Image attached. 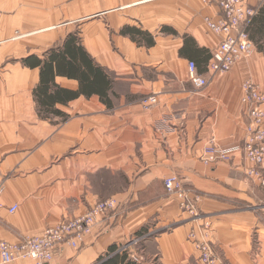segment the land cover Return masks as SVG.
I'll use <instances>...</instances> for the list:
<instances>
[{
  "label": "crops",
  "instance_id": "obj_1",
  "mask_svg": "<svg viewBox=\"0 0 264 264\" xmlns=\"http://www.w3.org/2000/svg\"><path fill=\"white\" fill-rule=\"evenodd\" d=\"M216 1L0 0V241L41 235L116 199L117 217L79 249L62 246L51 264H101L112 247L133 262L144 247L136 264H201L192 231L208 235L220 263L264 264V187L246 176L244 152L213 166L202 160L210 145L243 144L244 84L264 92V2L248 27L252 55L212 77L208 65L223 37L205 20L221 17ZM70 37L105 71L107 87L88 95L76 68L74 76L55 72L41 104V68L26 59L47 61ZM185 46L201 52L187 55ZM191 61L208 86L192 84ZM170 176L186 181L202 220L167 193ZM153 228L170 229L146 238ZM141 237L142 248L131 245Z\"/></svg>",
  "mask_w": 264,
  "mask_h": 264
},
{
  "label": "built area",
  "instance_id": "obj_2",
  "mask_svg": "<svg viewBox=\"0 0 264 264\" xmlns=\"http://www.w3.org/2000/svg\"><path fill=\"white\" fill-rule=\"evenodd\" d=\"M251 1H255L256 4H251ZM216 2L220 8L221 17L217 20L211 18L205 20L211 32L223 37L208 65V71L212 77L230 71L239 61L252 55L254 45L250 39L248 27L264 0H217ZM189 77L197 88L209 85V80L198 74L197 65L193 61L189 63ZM244 92L243 104L248 122L243 144L228 148L210 145L203 150L202 160L211 166L228 163L232 161L235 152L243 151L249 163L245 172L246 176L264 187V110L262 108L264 92L257 84L250 81L244 84ZM148 101L155 103L157 99L150 96ZM164 186L167 193L179 201L181 210L190 214L193 220L204 218L199 212V199L192 194L183 178L170 176L165 179ZM4 191V179L0 176V209L3 208ZM119 205L116 199L105 200L96 204L86 214L60 222L41 235L26 237L17 243L0 241L1 262L13 264L20 260H30L34 264H51L56 252L62 246L79 249V244L90 236L99 224L108 217L116 218ZM17 209L18 206L10 208V214H14ZM141 239L142 237L136 238L131 245L139 243ZM188 239L199 253L202 264H224L219 262L208 235H205L203 239L199 238L196 231H192ZM125 249L127 247L123 248ZM133 260L138 263L140 258L135 255Z\"/></svg>",
  "mask_w": 264,
  "mask_h": 264
},
{
  "label": "trees",
  "instance_id": "obj_3",
  "mask_svg": "<svg viewBox=\"0 0 264 264\" xmlns=\"http://www.w3.org/2000/svg\"><path fill=\"white\" fill-rule=\"evenodd\" d=\"M75 37L68 38L67 42L63 45V47L58 50L51 51L49 60L42 61L38 59L36 56H31L26 59L27 65L31 67H40L41 68V76L43 80V84L37 89L36 94L39 97V102L43 104V96L48 92V86H44L46 81H49L50 76H54L55 72L59 74H64L68 76H74L75 68L77 69V74L82 73L83 75V87L85 93L90 95L93 92H100L101 90L106 89L107 81H106V73L100 67H96L93 64V61L90 58V55L87 51L82 47L81 44L77 45L75 43ZM188 55V52H192L194 55H197L200 50L194 51L193 48L187 50V46L183 49ZM182 54V53H181ZM184 55V54H183ZM75 63L78 66H75ZM196 63V62H195ZM197 65V64H196ZM82 66V69H81ZM93 75V79H92ZM98 76V81H97ZM100 79V81H99ZM105 82V84H104ZM48 83V82H47ZM101 84L100 89L95 87ZM51 100L60 101L61 92L55 93V95H51ZM143 234L142 236H144ZM117 247H112L110 250V254L108 259L102 260L101 264H136L128 258L126 252H118Z\"/></svg>",
  "mask_w": 264,
  "mask_h": 264
},
{
  "label": "rangeland",
  "instance_id": "obj_4",
  "mask_svg": "<svg viewBox=\"0 0 264 264\" xmlns=\"http://www.w3.org/2000/svg\"><path fill=\"white\" fill-rule=\"evenodd\" d=\"M3 16H4V12H3V10H2V8H1V2H0V17H2L3 18ZM2 18H0V23H1V21H2ZM16 34V36H19V32H16L15 33ZM12 40H15V37H13L12 39H10V40H6V42L7 41H12ZM3 42H0V44H2ZM156 98L157 99V102H153V101H149V103L151 104V105H157L158 104V98L156 97V96H152V98ZM149 99V98H148ZM100 203V202H99ZM170 228H157L156 230H155V228H153L152 230H153V232H150V234L146 237V238H148V237H150V235L151 236H159V235H161V234H163V233H167L168 232V230H169ZM148 239H146L145 241H144V243L147 241ZM141 242V241H140ZM138 244V243H137ZM137 244H134L133 246L135 247V248H138L139 249V247L140 248H142V245H144V244H142L141 245V243L139 244V245H137ZM211 246H212V248H213V250H214V247H213V243L211 242ZM144 248V247H143ZM140 249V251L138 250V252H137V256H139V258H140V260H144V257H143V251H144V249ZM214 252H215V250H214ZM155 264V263H154ZM202 264V263H201Z\"/></svg>",
  "mask_w": 264,
  "mask_h": 264
}]
</instances>
